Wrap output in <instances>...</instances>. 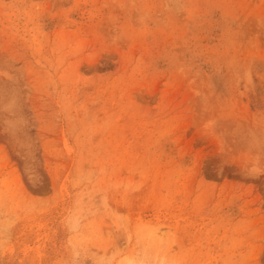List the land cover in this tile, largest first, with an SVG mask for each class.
I'll list each match as a JSON object with an SVG mask.
<instances>
[{
	"label": "rangeland",
	"instance_id": "374dc122",
	"mask_svg": "<svg viewBox=\"0 0 264 264\" xmlns=\"http://www.w3.org/2000/svg\"><path fill=\"white\" fill-rule=\"evenodd\" d=\"M0 264H264V0H0Z\"/></svg>",
	"mask_w": 264,
	"mask_h": 264
}]
</instances>
